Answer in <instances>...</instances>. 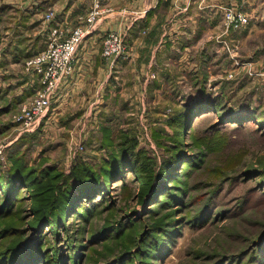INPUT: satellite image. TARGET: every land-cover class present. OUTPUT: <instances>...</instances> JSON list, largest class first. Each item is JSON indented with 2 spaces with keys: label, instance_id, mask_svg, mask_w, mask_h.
<instances>
[{
  "label": "rangeland",
  "instance_id": "1",
  "mask_svg": "<svg viewBox=\"0 0 264 264\" xmlns=\"http://www.w3.org/2000/svg\"><path fill=\"white\" fill-rule=\"evenodd\" d=\"M203 1L209 3L203 10L210 21L220 24L221 42L212 45L213 56L192 54L188 70L180 72L167 66L171 75L156 101H111L112 108L93 124L89 142L69 143L61 136L60 153L48 151L53 157L46 154L39 161V147L51 138L32 143L34 150L8 153L15 135L4 131L10 120L3 119L0 264H264V126L230 120L235 111L264 117V0ZM109 10L104 7L101 14ZM239 13L248 21H239ZM2 15L17 17L13 23L19 19L13 11ZM5 22L0 20V42L8 34ZM109 31L124 35L129 48L126 33ZM46 38L30 51L43 49ZM5 47L0 46V67L6 63ZM7 77L0 72V112L10 106L3 97ZM206 96L211 101H198ZM131 137L138 172L130 164L121 180L100 181L103 192L90 199L79 196L58 212L67 187L62 177L85 164L98 171L108 146ZM67 157L75 160L65 166L60 162ZM47 159L57 163L44 165ZM13 166L21 178L8 187ZM161 171L166 189H155L152 198L148 186Z\"/></svg>",
  "mask_w": 264,
  "mask_h": 264
},
{
  "label": "crops",
  "instance_id": "2",
  "mask_svg": "<svg viewBox=\"0 0 264 264\" xmlns=\"http://www.w3.org/2000/svg\"><path fill=\"white\" fill-rule=\"evenodd\" d=\"M92 2L0 0V12L13 11L19 16L14 23L17 17L0 19L9 26L8 34L3 35L0 42V46L6 45L3 59L8 64L5 66L4 63L0 72L8 75L5 84L9 88L3 97L8 101L7 105L10 104L0 112V123L3 125V119L8 118L10 122L4 131L15 135V140L19 139L7 146L6 152H28L30 148L34 150L31 144L40 138H51L46 146L39 147V161L48 151L56 154L61 150L64 143L60 141L61 136L68 138L69 143L72 140L74 144L76 140L89 142L93 124L101 122L102 115L108 113V107L109 110L112 108L111 101H129L130 105L138 101H156L166 88L165 80L167 82L171 75L167 66H176L179 72L188 70L192 54L207 52L213 56L216 48L213 50L212 45L221 42L218 39L220 24L212 23L210 14H205L203 8L209 3L203 0H105L104 7L110 10L100 15L94 28L81 41L75 53L73 74L59 85L51 107L37 129L19 133L10 119L11 114L16 111L19 101L30 99L39 87L38 79L27 73L24 59L34 54L30 49L34 44L38 45V39L47 37L49 29L58 25L69 26L78 14L88 11ZM47 11H53L51 18L44 17ZM140 29L146 32L141 34ZM107 30L126 33L129 45L127 58L118 59L113 67L100 51L102 35ZM45 45L42 44L41 48ZM19 71L25 76L23 79ZM18 77L20 81H17ZM26 85H31L27 89L29 91H25ZM23 97L26 99L21 100ZM130 113L131 116L136 114ZM72 158H64L60 163L67 162L65 166H68L75 160ZM55 163L54 159H47L44 165Z\"/></svg>",
  "mask_w": 264,
  "mask_h": 264
},
{
  "label": "built area",
  "instance_id": "3",
  "mask_svg": "<svg viewBox=\"0 0 264 264\" xmlns=\"http://www.w3.org/2000/svg\"><path fill=\"white\" fill-rule=\"evenodd\" d=\"M104 2L93 0L83 20L70 29L60 25L49 29L45 47L25 60L27 73L38 79L39 87L30 99L19 104L18 111L12 115L19 133L33 132L49 111L59 85L73 74L75 53L85 35L94 28L104 10ZM49 13L47 17L51 18L53 12ZM237 19L242 23L248 21L242 13L237 15ZM102 55L111 67L118 59H126L128 48L124 35L116 31L107 32L102 40Z\"/></svg>",
  "mask_w": 264,
  "mask_h": 264
},
{
  "label": "trees",
  "instance_id": "4",
  "mask_svg": "<svg viewBox=\"0 0 264 264\" xmlns=\"http://www.w3.org/2000/svg\"><path fill=\"white\" fill-rule=\"evenodd\" d=\"M207 97L208 96H206V98ZM198 101H211V100H209V98L204 99L202 97ZM199 103L201 102H197L195 106L199 107L200 106ZM263 118L262 120L259 119L258 116L257 118H255V116H251L245 111H235L231 113L230 120L231 122H236L238 124H241V122L245 120H248V121L252 120V121L258 122L260 126H264ZM130 143L134 144L132 137L129 138L128 140L126 139L125 141L123 139L122 140L118 139L116 142L113 143V145L108 146L111 148L109 152V156L107 159H102V163L98 165L99 167L98 171H96L97 169L93 168L91 165L85 164L86 167H84L82 170L80 171L73 170L72 174H69L68 177H62L64 178V184L67 185V187L62 191L64 202L62 204H57L56 210H58V212L61 211V213H63L65 208H67L70 205L72 206V203L78 200L79 196L90 199L95 194L98 195L100 192H103L104 189H103V186H101L102 182L100 181H103V183L107 185L108 182L111 181L112 179L121 180L123 178V175H122L123 171L125 170L126 167L130 166V164H132L133 166L132 169L136 172L137 169L134 167V161H135L134 155H136L137 153ZM17 168H18L17 166L15 167L13 166L12 173H10L6 179L9 182L7 184L8 187L9 185L13 184L15 180H18L21 178L20 173ZM50 168L53 169V167H50ZM161 174H162V171L159 173V175L153 176L152 179L150 180V184L148 187L149 189H151L150 191L153 193L152 198H155L154 197L155 189H157V193L160 191H164L166 189L165 182L164 184H162L159 181ZM165 174H167V171L165 172ZM44 176L45 177L48 176V173H46ZM56 177H58V175ZM60 182H62V179ZM66 200L67 201L69 200L67 204H65ZM58 212H56V214H58ZM54 220H57V219L55 218ZM155 241L158 242L159 240L156 239ZM155 241H154V244H155Z\"/></svg>",
  "mask_w": 264,
  "mask_h": 264
}]
</instances>
